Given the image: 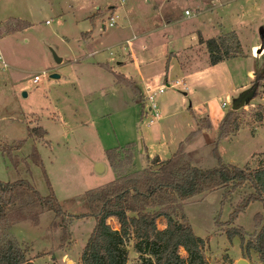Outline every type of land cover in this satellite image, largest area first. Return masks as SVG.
<instances>
[{"label":"rangeland","instance_id":"obj_1","mask_svg":"<svg viewBox=\"0 0 264 264\" xmlns=\"http://www.w3.org/2000/svg\"><path fill=\"white\" fill-rule=\"evenodd\" d=\"M97 11L94 24L89 15ZM0 28V137L14 147L21 143L8 155L0 149V180L26 179L43 195L54 193L68 214L88 212L85 191L115 179L106 156L110 148L134 142L139 169L155 155L169 158L181 142L192 163L203 168L219 161L255 167L264 151V120L256 117L264 107L262 87L239 108V130L218 138L234 98L253 87L257 70L264 72V0H0ZM224 31L236 32L244 55L228 59V69L206 74L208 55L196 44L198 37ZM118 74L138 79L143 106ZM142 79L164 87L155 95L160 113L155 123H150L153 112ZM204 116L211 129L186 141L197 128L196 118ZM37 124L47 130L44 139L29 135ZM34 147L43 166L32 158ZM226 190L183 203L188 222L205 240L208 264H237L240 258L264 264L252 249L244 256L240 236L247 240L259 230L256 217H264L263 202L251 201L232 218L253 189L245 186L229 195ZM54 219L46 211L37 224L27 220L8 230L30 248L34 264H81L96 219L73 217L71 237L62 244ZM108 222L117 227L114 218ZM158 225L163 228L165 220ZM128 250V264H134L133 242Z\"/></svg>","mask_w":264,"mask_h":264},{"label":"trees","instance_id":"obj_2","mask_svg":"<svg viewBox=\"0 0 264 264\" xmlns=\"http://www.w3.org/2000/svg\"><path fill=\"white\" fill-rule=\"evenodd\" d=\"M98 17V11L90 15L93 23ZM25 24L23 22L16 27L19 29ZM12 30L6 28V31ZM3 32L0 28V33ZM198 38L206 45L210 65L244 55L240 38L234 31H224L206 39L199 35ZM168 63L169 58L166 70ZM255 76L253 87L257 94L261 87L264 89V72L257 70ZM116 77L132 90L135 101L143 106L142 92L136 82L122 74ZM238 110L232 108L221 119L218 138H227L239 130ZM256 117L264 120V107ZM196 122L197 128L186 141L212 127L208 116L197 117ZM29 135L44 139L47 130L37 124L30 127ZM20 146L21 143H17L14 147L0 137V149L5 155ZM258 155L260 158L255 167L250 162L238 166L219 161L214 167L203 168L192 163L186 142H181L169 158L161 159L155 155L150 164L139 169L133 160L134 143L107 149L106 156L116 177L85 191L89 210L80 215L68 214L54 193L43 195L26 179L0 180V264H34L29 256L30 248L24 246L8 228L27 220L35 225L46 211L54 213V225L61 231V244L65 238L71 237L69 225L73 217L93 216L96 219V225L82 249L81 264H128L130 242H133L137 253L134 264H208L205 240L196 235L188 222L183 203L195 195L218 188H226V195H229L238 188L249 186L253 192L233 212L232 218L251 201L261 200L264 205V151ZM32 158L43 166L36 147ZM109 218L115 219L117 227L108 222ZM161 218L165 220L163 228L158 225ZM256 222L259 230L252 238L246 240L240 232L242 251L247 256L252 249L264 262V217L258 215Z\"/></svg>","mask_w":264,"mask_h":264},{"label":"built area","instance_id":"obj_3","mask_svg":"<svg viewBox=\"0 0 264 264\" xmlns=\"http://www.w3.org/2000/svg\"><path fill=\"white\" fill-rule=\"evenodd\" d=\"M186 14H190L189 10H186L185 12ZM114 23H116L114 21V18L111 16L110 17V25H113ZM129 40H127V42H129ZM0 58H1V55H0ZM3 64L5 65V63L3 62ZM40 79V77L38 75H35L34 76V82L38 81ZM179 83V81H177V84ZM164 91V87H159V86H152L151 84H146L145 86V92H144V95H145V98L149 100L150 102V106H149V110L152 111L153 115L150 119V123H155L156 120H158L160 118V113H159V110H158V107H157V101L155 99V95L157 93H162ZM227 103V101H223L222 102V105L225 106Z\"/></svg>","mask_w":264,"mask_h":264},{"label":"water","instance_id":"obj_4","mask_svg":"<svg viewBox=\"0 0 264 264\" xmlns=\"http://www.w3.org/2000/svg\"><path fill=\"white\" fill-rule=\"evenodd\" d=\"M51 51L54 55V58L56 59L57 62H61L62 58L60 56L57 55L56 51L51 48ZM52 77H59L58 74L53 73L51 74ZM255 96V88L251 87L245 91H243L237 98H234L233 100V109H238L240 108L242 105H244L245 102H249L253 97ZM98 166V171H100V169L102 170V165L97 164ZM237 264H249V262L244 259V258H240L237 261Z\"/></svg>","mask_w":264,"mask_h":264},{"label":"crops","instance_id":"obj_5","mask_svg":"<svg viewBox=\"0 0 264 264\" xmlns=\"http://www.w3.org/2000/svg\"><path fill=\"white\" fill-rule=\"evenodd\" d=\"M99 6H97L96 7V9L98 8ZM93 14V13H92ZM91 15V14H90ZM90 15H89V18H90ZM97 19V18H96ZM95 22H96V20H95ZM95 22H94V24H95ZM221 33V32H220ZM219 34V33H218ZM209 38V37H208ZM133 38H130V40H132ZM197 39V38H196ZM206 39V38H205ZM127 40H129V39H127ZM241 41V40H240ZM196 44H198V46L200 45V46H205V49H206V45H205V43H200L199 42V38H198V40H197V42H196ZM143 49H144V47H143ZM206 52H207V50H206ZM207 55H208V53H207ZM168 58L170 59V56H168ZM168 58H167V60H168ZM167 60H166V62H167ZM208 63H209V59H208ZM227 60H225V61H221V62H219V63H217V64H215V65H210V63H209V67L208 68H206V69H204L205 70V72L204 73H206V74H210V73H212L213 71H215L216 69H218L219 67H224V68H226V69H228L227 68ZM122 75H124L125 77H127V78H131V79H133L135 82H136V85L139 87V82H138V79H136V78H134V77H132V76H126L125 74H122ZM145 86H146V84H150V82H149V80L147 81V79H142V81H141ZM152 86L154 85V84H151ZM155 86H159V85H155ZM187 88V87H186ZM139 89H140V87H139ZM141 90V89H140ZM142 92V91H141ZM219 122V121H218ZM130 143V142H129ZM132 143H134V142H132ZM134 147H135V144H134ZM134 151H135V148H134ZM141 152H142V150H141ZM159 156V155H158ZM149 158H151L150 156H148ZM160 157V156H159ZM162 159V158H161ZM14 235H16V237H17V234H16V232L12 229V231H11ZM19 241H20V239H19Z\"/></svg>","mask_w":264,"mask_h":264}]
</instances>
